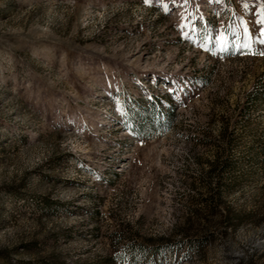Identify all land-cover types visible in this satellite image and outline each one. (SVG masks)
<instances>
[{"label": "rangeland", "instance_id": "rangeland-1", "mask_svg": "<svg viewBox=\"0 0 264 264\" xmlns=\"http://www.w3.org/2000/svg\"><path fill=\"white\" fill-rule=\"evenodd\" d=\"M262 20L0 0V264H264Z\"/></svg>", "mask_w": 264, "mask_h": 264}, {"label": "trees", "instance_id": "trees-1", "mask_svg": "<svg viewBox=\"0 0 264 264\" xmlns=\"http://www.w3.org/2000/svg\"><path fill=\"white\" fill-rule=\"evenodd\" d=\"M222 216H224L225 220L228 221L229 223H233V221H235L237 222V224H240L248 219V213H245V212L236 213V212H233L228 207L225 208V212L222 213Z\"/></svg>", "mask_w": 264, "mask_h": 264}, {"label": "snow or ice", "instance_id": "snow-or-ice-1", "mask_svg": "<svg viewBox=\"0 0 264 264\" xmlns=\"http://www.w3.org/2000/svg\"><path fill=\"white\" fill-rule=\"evenodd\" d=\"M146 2H147V0H146ZM260 23H261L262 25H264V20L260 21ZM260 42H261V43H264V40H261ZM241 47H244V45H241Z\"/></svg>", "mask_w": 264, "mask_h": 264}]
</instances>
